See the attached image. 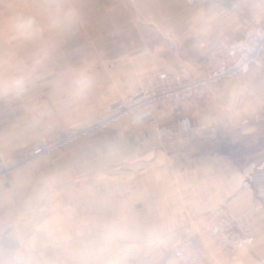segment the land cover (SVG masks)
<instances>
[{
  "label": "crops",
  "instance_id": "obj_1",
  "mask_svg": "<svg viewBox=\"0 0 264 264\" xmlns=\"http://www.w3.org/2000/svg\"><path fill=\"white\" fill-rule=\"evenodd\" d=\"M229 1L239 19L198 11L166 35L175 57L163 42L128 65L88 69L82 98L69 94L67 71L39 38H13L26 11L0 6V76L31 70L24 94H0V264H176L184 238L201 242L203 264H264V207L250 182L264 169V43L235 74L206 80L212 98L202 113L119 109L148 72L185 65L202 77L211 46L237 37L242 18L264 25V0ZM42 139L51 147L31 157ZM217 211L252 215L253 246L221 251L202 229Z\"/></svg>",
  "mask_w": 264,
  "mask_h": 264
},
{
  "label": "rangeland",
  "instance_id": "obj_2",
  "mask_svg": "<svg viewBox=\"0 0 264 264\" xmlns=\"http://www.w3.org/2000/svg\"><path fill=\"white\" fill-rule=\"evenodd\" d=\"M42 2L44 0H0V6L11 8L15 5L26 11L22 16H35L38 13L37 5ZM73 2L83 18L78 30L73 35L64 37L45 31L39 38L46 54L57 59L56 63L51 64H55L57 70L61 69L64 72L69 68L90 70L102 66L114 69L125 61L128 65L133 62L136 53L146 46L157 47L167 42L169 47L170 39H167L166 35L180 34L187 21L195 23L196 20L192 18L196 17L198 11L214 13L213 16L217 17L222 14V19L227 23L234 18L239 19L236 16L241 11L238 6L232 8L234 3L229 0H222V5L217 7L211 0H73ZM242 20L246 25L238 36L242 35L249 25H259L252 22L249 17ZM13 36L17 38L16 35ZM168 53L172 55L170 47L169 52L168 50L164 52ZM200 71L203 74L201 69ZM235 72L225 76L233 75Z\"/></svg>",
  "mask_w": 264,
  "mask_h": 264
},
{
  "label": "built area",
  "instance_id": "obj_3",
  "mask_svg": "<svg viewBox=\"0 0 264 264\" xmlns=\"http://www.w3.org/2000/svg\"><path fill=\"white\" fill-rule=\"evenodd\" d=\"M218 40L211 46L209 56L202 65V77L185 65L174 71L161 69L148 72L139 78L137 97L130 104L121 102L119 109L125 111L140 106L146 112L166 111L182 120L194 113L204 112L212 98L205 85L206 80L234 73L255 57L264 43V25H249L240 36ZM168 42L175 57L178 44L171 39ZM50 147L51 143L43 139L32 148L30 156L43 155ZM250 182L255 186V199L264 207V169L256 170ZM202 229L221 251L231 255L253 246L256 241L255 220L247 213L230 216L225 212H213ZM202 250L199 240L184 238L174 246L173 259L176 264H203Z\"/></svg>",
  "mask_w": 264,
  "mask_h": 264
},
{
  "label": "clouds",
  "instance_id": "obj_4",
  "mask_svg": "<svg viewBox=\"0 0 264 264\" xmlns=\"http://www.w3.org/2000/svg\"><path fill=\"white\" fill-rule=\"evenodd\" d=\"M37 8V15L18 16L15 19L16 36L25 43L37 40L45 31L59 37L71 36L83 23L82 14L73 0H44ZM30 79L31 70H6L0 76V94L8 97L20 96L26 92ZM90 87L91 77L87 68L67 70V88L72 97H84Z\"/></svg>",
  "mask_w": 264,
  "mask_h": 264
}]
</instances>
